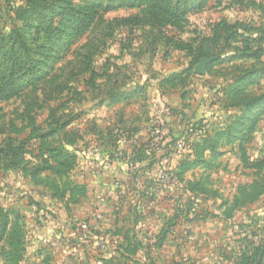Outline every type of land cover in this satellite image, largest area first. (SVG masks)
<instances>
[{
  "label": "rangeland",
  "instance_id": "rangeland-1",
  "mask_svg": "<svg viewBox=\"0 0 264 264\" xmlns=\"http://www.w3.org/2000/svg\"><path fill=\"white\" fill-rule=\"evenodd\" d=\"M7 5L11 11L0 20L7 32L15 24L29 31L37 17L52 20L54 32L41 33L36 42L39 81L0 102V148L24 142V164L32 170L24 176L19 164L10 166L11 154L0 153V264H14L19 249L29 264H243L244 250L264 239V0H187L181 19L127 0H0ZM26 7L28 14L14 17V10ZM87 15L90 26L77 29L74 21ZM160 19L168 22L158 24ZM198 51L206 57L193 64ZM201 61L206 64L198 75ZM204 117L213 125L208 136L226 134L215 154H203L211 168L196 165L181 178L168 174L186 154L177 146L171 153L167 145L138 161L136 145L149 139L155 118L163 126L155 136L181 134L183 142L188 121ZM34 127L50 135L48 149H74L76 165L85 159L101 164L112 143L128 154L136 150L128 169L119 162L99 171L90 166L89 173L75 166L69 179H92L89 199L110 193L120 176L131 204L149 191L155 203L116 222L64 216L50 192L40 191L44 178H53L38 175L47 156L39 154V141L29 139ZM133 129L144 132L129 145L121 142ZM108 170L117 173L112 186ZM162 174L170 180L162 182ZM205 177L207 193L187 189ZM86 199L77 211H84ZM134 221L136 231L123 242L115 227Z\"/></svg>",
  "mask_w": 264,
  "mask_h": 264
},
{
  "label": "trees",
  "instance_id": "trees-1",
  "mask_svg": "<svg viewBox=\"0 0 264 264\" xmlns=\"http://www.w3.org/2000/svg\"><path fill=\"white\" fill-rule=\"evenodd\" d=\"M10 1V0H8ZM133 3H139L142 5H147L148 7L154 8L156 10L157 15H161L164 10L168 13L171 12V15H176L178 19H181L186 12L184 11L186 7L187 0H176L174 3L173 9L170 10V2L171 0H127ZM184 4V5H182ZM11 11V8L7 5L4 9L0 6V20L5 18L8 13ZM180 11V13H177ZM30 11L29 9L24 8L22 12H16L14 10V17H18L19 15L23 14L26 15ZM81 17V16H80ZM83 18L81 21L74 23L77 26V29L81 30L83 27L87 26V28L92 23L91 18L89 15L81 17ZM74 19V18H73ZM74 20H77L75 18ZM35 25L29 27L30 30L27 31V27H16V24L10 31H6V27L0 25V102H8L14 98H16L24 89L27 87H33L35 83L39 81L37 76L40 74L41 69V60L39 59V46L36 45V42L39 38V35L43 32L48 34L49 36L54 32L53 31V22L42 19L41 17H37L35 21ZM166 20L160 19L158 20V24L164 25ZM88 23V25H87ZM178 24V23H177ZM2 27V28H1ZM29 32V33H28ZM217 41V39H216ZM246 45H248L249 41H244ZM204 43V41L202 42ZM246 54V52L242 53ZM206 57L203 52L198 51V53L194 56V60L192 61L193 64L197 63L200 59ZM32 78V81L29 80ZM35 79V80H33ZM222 90V88H219ZM220 90H216V96H220ZM218 96V97H219ZM215 100V99H214ZM219 100V99H218ZM214 102V101H213ZM184 128L183 132V150L186 155L178 161V164L175 167L167 171V173L174 172V176H178L181 178L182 173L190 167H195L196 165H200L205 169L211 168L208 161L203 159V154L205 151L212 152L215 154L214 151L217 148V144L224 138L226 135L224 132H218L217 134L210 135L209 131L212 129L213 125L212 122L207 119V117L201 118L198 121L193 123H189ZM156 125L151 127L150 133H148L149 139L144 140L143 138L139 140L138 143L135 144L138 147V151L140 154L137 155L138 161L140 160L139 155H143V157H153L157 152L164 149L167 145L169 152H175L177 141L181 137L179 135H175L170 138L169 134H164L162 138L157 137L154 135L153 132L156 130ZM139 132V129H133L130 134H126L124 138H122L123 143L130 144L133 143V136ZM216 134V135H215ZM50 135L45 134H38L36 127L32 129L31 135L29 139H35L40 142L38 146L39 154L42 157L47 156L44 159L43 167L38 171V175L40 176L44 172H48L50 178H44L43 182L40 183L44 184V187L40 190L43 194H47L50 192V198L55 200L54 203L57 205L58 212H63L64 216H69L70 213L72 214L73 206H76L78 203L81 202V199H84L87 195V188L84 184L72 182L69 179L70 173L74 170L76 165V156L74 155L73 150H70L67 146L56 148L55 150L48 149L46 147V139H48ZM129 136V137H127ZM166 136V137H165ZM200 141H196L199 140ZM164 140V141H163ZM166 140V141H165ZM11 141V140H10ZM170 143L168 144V142ZM24 142H19L17 147L13 148H0V153L3 154H11L12 160L10 166L17 167L18 164L21 166V172L24 173V176L29 175V170L27 167V163L24 164V155L25 151L23 149ZM171 145V146H170ZM192 146V149H191ZM136 147V148H137ZM189 149L191 152L189 153ZM135 150V147H134ZM106 150L102 153H105ZM108 155L105 154V158L107 161H110L112 158L116 159L117 162L126 165L125 168H129L133 160H136V150L134 153H129L126 148L118 147L116 143H112L111 146L108 147ZM199 153V156L196 158L195 154ZM101 153V154H102ZM120 154V156H116ZM202 155V157H201ZM33 175V174H32ZM48 179V180H46ZM208 177L202 178L199 181L192 182L187 185V189L190 192L198 193H207L205 186L208 184ZM154 191H149L146 193H138L136 194L138 201L135 204L134 212L138 216L143 210V207L148 203H155V196ZM36 205H40L39 202L35 203ZM185 207L188 209L189 205L186 204ZM137 219V218H136ZM135 219V220H136ZM137 221H134V225H136ZM135 231V230H134ZM133 230H128L123 233L121 230H117L114 233L122 234L124 240L126 241L127 236L134 232ZM245 237L247 234L243 231ZM264 233V232H263ZM262 233V234H263ZM108 234V233H107ZM112 234V235H115ZM256 234L254 230L250 233ZM245 239V238H244ZM254 238H252L253 240ZM120 243L119 245L122 246L124 243ZM254 246L251 252L247 253L244 250L242 253V257L244 259L243 264H264V239L259 238L256 242H253ZM252 247V246H251ZM125 248L128 250V246L126 245ZM21 249H19V254L13 259L14 264H29L20 258ZM40 264H50L49 260H45ZM107 264V263H106Z\"/></svg>",
  "mask_w": 264,
  "mask_h": 264
},
{
  "label": "crops",
  "instance_id": "crops-1",
  "mask_svg": "<svg viewBox=\"0 0 264 264\" xmlns=\"http://www.w3.org/2000/svg\"><path fill=\"white\" fill-rule=\"evenodd\" d=\"M143 132H144V130L139 129L138 133H139V135H141ZM101 157H100L101 158V164L103 166H106L107 169H109V167L110 168H115V166H117V167L121 166V165H115L114 164V162H117V161H111V160L107 161V159L105 158L106 157L105 153H102ZM77 166H80V169H82V170L85 169L86 171H88V173L91 170V169L89 170L90 165H89V162L87 163L86 159L84 161H82V163L77 164ZM77 166H76V168H77ZM122 168H124V167L122 166ZM122 168L120 167L121 170H122ZM107 173H108V175L106 177H108V179H110V181H111L112 177L116 176V174H117V173H114L113 171H110V170H108ZM112 174H113V176H112ZM82 175H84V173ZM115 179H116V177H115ZM119 180L123 181L124 183H121V181H119L120 185L119 184H115L116 188L118 189L117 190L118 193L115 192V191H114V193L112 192L113 189H114L113 187H115V185L112 183V181L111 182L109 181L111 186L113 184V187L108 188V192H110V193H108L106 195L103 192L104 194L102 196H100L98 198L96 196L91 197V198L89 197V199H86V197L88 198V196L86 195V197L84 199H86L87 201H86L85 206L82 207V208H84L83 209L84 211L83 212L77 211L78 210V206L84 200V199H81L80 203H78L76 206L72 207L74 212L71 215L74 216L75 218H77L78 220L82 219V218L92 219V218H95V216H94L95 213H98V211H101L103 213V215H104V218L102 220H99V222L100 221H104L105 218H106L105 222H107V221L110 222L111 219H113V221L116 222L117 218L120 219L119 217L122 216V215L124 217H127L128 220H129V218L132 217V215L135 218L136 217V215H135L136 213L134 212V209L136 208L135 204L137 203L138 198L135 197L136 198L135 202L131 204L130 201L133 202V200L129 199V197H127L129 195L125 194L127 192V190H128L127 182L125 180H122L120 176H119ZM75 182L76 183H80V184H84L86 186L87 190H88L87 193L91 190V188H93L92 186H94V182H92V179L88 180V179L83 178L81 176L78 177L77 181H75ZM136 226L137 225H134L133 222H132L131 227H129V228L125 227L124 228L123 225L120 222L119 225L117 227H115L116 229H114V230H121L123 233H125L128 230H133L134 231L136 229ZM77 228H82L81 227V222H79V221H78ZM92 228H100V226H94ZM110 230L111 229H109V231ZM112 232H114V231H112ZM139 263L141 264V261ZM98 264H100V263H98ZM131 264H137V263L134 261Z\"/></svg>",
  "mask_w": 264,
  "mask_h": 264
},
{
  "label": "built area",
  "instance_id": "built-area-1",
  "mask_svg": "<svg viewBox=\"0 0 264 264\" xmlns=\"http://www.w3.org/2000/svg\"><path fill=\"white\" fill-rule=\"evenodd\" d=\"M157 120V118H155V122H154V125H156V130H155V132L154 133H156V134H158V133H162V131H163V126H162V124L161 123H159L158 121H156ZM177 148L179 149V150H182L183 149V142L182 141H178V143H177ZM89 150H90V148H89ZM116 156H120V154H117ZM89 165L91 166V169H93V170H95V171H99V170H101V169H103V167H106V166H103L102 164H98V162H92V163H89ZM101 165H102V167H101ZM160 180L162 181V182H168L169 180H170V178H169V176L167 175V174H162L161 176H160ZM152 203H150V205H151ZM95 218L97 219V220H102L103 218H104V215H103V213L101 212V211H98V213H95Z\"/></svg>",
  "mask_w": 264,
  "mask_h": 264
},
{
  "label": "water",
  "instance_id": "water-1",
  "mask_svg": "<svg viewBox=\"0 0 264 264\" xmlns=\"http://www.w3.org/2000/svg\"><path fill=\"white\" fill-rule=\"evenodd\" d=\"M205 64H206V61H201L199 63L198 67L195 70L198 75H202L203 74L204 68H205Z\"/></svg>",
  "mask_w": 264,
  "mask_h": 264
}]
</instances>
